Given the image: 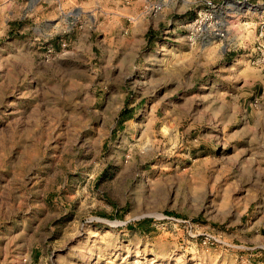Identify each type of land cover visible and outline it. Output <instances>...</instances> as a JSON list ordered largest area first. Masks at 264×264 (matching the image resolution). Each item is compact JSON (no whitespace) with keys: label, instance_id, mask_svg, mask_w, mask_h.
<instances>
[{"label":"rangeland","instance_id":"374dc122","mask_svg":"<svg viewBox=\"0 0 264 264\" xmlns=\"http://www.w3.org/2000/svg\"><path fill=\"white\" fill-rule=\"evenodd\" d=\"M1 1L0 264H264V0Z\"/></svg>","mask_w":264,"mask_h":264},{"label":"built area","instance_id":"2783aa9c","mask_svg":"<svg viewBox=\"0 0 264 264\" xmlns=\"http://www.w3.org/2000/svg\"><path fill=\"white\" fill-rule=\"evenodd\" d=\"M239 3V2H238ZM163 7V2L147 3L141 12L142 16L151 17L159 14ZM191 11L194 13V18L186 24L187 43L193 45L198 37L218 38L221 41L226 40L227 22L220 20V7L216 6L212 0H191ZM254 59L251 64L260 72L264 71V23L261 24L256 40L253 45Z\"/></svg>","mask_w":264,"mask_h":264},{"label":"crops","instance_id":"0c3cea01","mask_svg":"<svg viewBox=\"0 0 264 264\" xmlns=\"http://www.w3.org/2000/svg\"><path fill=\"white\" fill-rule=\"evenodd\" d=\"M9 0H2L1 1V5H7V2H8ZM12 4H13V2L12 1H10L9 2V5H11L12 6ZM148 19H151V18H148ZM138 28H140L141 30H144L145 28H143V27H138Z\"/></svg>","mask_w":264,"mask_h":264},{"label":"bare ground","instance_id":"6f19581e","mask_svg":"<svg viewBox=\"0 0 264 264\" xmlns=\"http://www.w3.org/2000/svg\"><path fill=\"white\" fill-rule=\"evenodd\" d=\"M226 34H227V32H226Z\"/></svg>","mask_w":264,"mask_h":264}]
</instances>
